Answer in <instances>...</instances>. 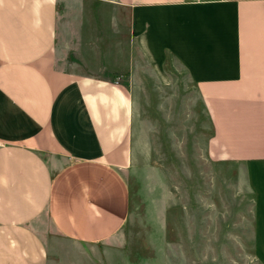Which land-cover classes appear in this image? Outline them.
<instances>
[{
  "label": "crops",
  "instance_id": "obj_1",
  "mask_svg": "<svg viewBox=\"0 0 264 264\" xmlns=\"http://www.w3.org/2000/svg\"><path fill=\"white\" fill-rule=\"evenodd\" d=\"M60 1L0 0V264H48L52 231L104 242L128 214L131 99L87 68L95 34ZM107 1L130 10L133 35L148 27L151 58L163 47L189 69L208 157L239 168L264 227V0ZM62 50L79 63L60 69Z\"/></svg>",
  "mask_w": 264,
  "mask_h": 264
},
{
  "label": "rangeland",
  "instance_id": "obj_2",
  "mask_svg": "<svg viewBox=\"0 0 264 264\" xmlns=\"http://www.w3.org/2000/svg\"><path fill=\"white\" fill-rule=\"evenodd\" d=\"M58 6L67 20H87L95 34L83 57L87 68L129 94L132 163L124 173L129 202L120 232L78 244L52 231L44 240L48 264H264L255 196L238 167L208 157L212 130L189 69L163 47L151 58L143 48L148 27L133 35L130 10L117 3ZM61 58L60 69L79 63L63 50ZM125 59L128 68L105 66Z\"/></svg>",
  "mask_w": 264,
  "mask_h": 264
}]
</instances>
